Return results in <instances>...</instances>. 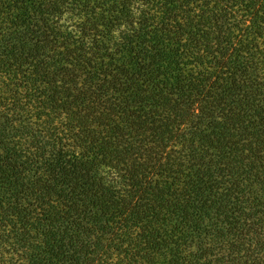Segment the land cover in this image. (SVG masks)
<instances>
[{"label": "trees", "instance_id": "obj_1", "mask_svg": "<svg viewBox=\"0 0 264 264\" xmlns=\"http://www.w3.org/2000/svg\"><path fill=\"white\" fill-rule=\"evenodd\" d=\"M0 264H264V0H0Z\"/></svg>", "mask_w": 264, "mask_h": 264}]
</instances>
